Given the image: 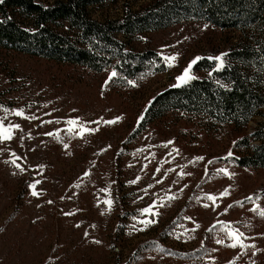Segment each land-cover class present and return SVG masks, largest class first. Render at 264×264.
<instances>
[{
  "label": "rangeland",
  "instance_id": "1",
  "mask_svg": "<svg viewBox=\"0 0 264 264\" xmlns=\"http://www.w3.org/2000/svg\"><path fill=\"white\" fill-rule=\"evenodd\" d=\"M155 1L100 0L88 11L105 21ZM13 15L34 29L24 12ZM170 19L162 28L118 35L128 50L155 52L135 73L116 59L98 71L0 47V105L37 117L0 109L4 127L20 126L0 141V264H264V216L252 211L264 208V167L240 146L264 118L235 126L172 110L146 119L155 96L176 85L195 58L192 75L211 78L218 62L209 57L226 53L225 66L235 48L264 38L263 27H223L180 11ZM54 29L70 31L67 22ZM203 59L213 68L197 69ZM72 119L98 130L69 131ZM239 157L255 164L242 166ZM147 208L155 214H142ZM231 229L254 247L227 246Z\"/></svg>",
  "mask_w": 264,
  "mask_h": 264
},
{
  "label": "trees",
  "instance_id": "2",
  "mask_svg": "<svg viewBox=\"0 0 264 264\" xmlns=\"http://www.w3.org/2000/svg\"><path fill=\"white\" fill-rule=\"evenodd\" d=\"M99 1L54 0L45 4L36 0H3L0 2V47L82 64L98 71L116 59L122 71L135 73L144 69L150 54L155 52L128 50L127 43L118 35L129 38L165 27L178 11L185 15H204L223 27L241 23L242 30L256 23L263 27L261 34H264V0H157L146 10H128L121 18L105 21L92 18L88 11L90 5ZM14 9L31 17L34 29L20 23L13 15ZM65 22L70 31L54 29V25ZM229 54V63L219 71L214 69L211 78H196L159 92L146 119L154 121L172 110L205 115L235 126H244L257 115L264 118V38L240 45ZM203 67L210 69L213 64L203 59L196 68ZM240 146L252 151L256 164L264 167V119L251 136L240 141ZM238 163L255 164L247 157H239Z\"/></svg>",
  "mask_w": 264,
  "mask_h": 264
},
{
  "label": "snow or ice",
  "instance_id": "3",
  "mask_svg": "<svg viewBox=\"0 0 264 264\" xmlns=\"http://www.w3.org/2000/svg\"><path fill=\"white\" fill-rule=\"evenodd\" d=\"M0 2H3V0H0ZM226 55L227 54L225 53V54H221L220 56L209 57L208 59H212V60H215V61L218 62L217 71H219V70H221L224 67V56H226ZM164 59L171 62V61H174L176 59V57H164ZM199 59H201V58L197 57L192 62H190L189 66L187 68H185L184 72L179 77H177L178 83L176 85H174V87H180V86H182L184 84H188L191 80L196 79V77L194 75H192L191 69H192V66ZM169 66H172V64L170 63ZM116 76H117V72L113 71L111 73L110 79L112 77H116ZM129 83H132V82L129 81ZM0 109L4 110L5 112L11 111V112H13V114H15L17 116H20V117H23L24 119H37V117H35V116H32V117L24 116L23 109H20V110H9L7 108H4L2 105H0ZM5 118L6 117H0V141L12 139V128L13 127H15V128H19L20 127L19 125L4 127L3 120ZM118 119H120V118H117V120ZM140 119L142 120L143 117H141ZM48 122L50 123L51 121H48ZM115 122L116 121H105V123H108V124H112V123H115ZM67 123L69 125L73 126L72 128L69 129V131H73L75 128L79 127L78 134L81 135V136H83L84 134H86L88 132H93V131H97L98 130V129H89V128H86V127L80 125V122L77 119L69 120V121H67ZM96 123H99V121H97ZM49 135H52V133H49ZM167 143L171 144V143H173V141H168ZM164 146L167 147V144H165ZM174 151L178 152L179 150L178 149H174ZM13 155H15V154L13 153ZM170 155H171V153H170ZM232 155L233 154L230 151L228 153V157H231ZM196 159L197 160H201L203 158L202 157H197ZM225 159H227V157H225ZM13 163H15V161H13ZM209 163H212V161H209ZM17 167H19V165H17ZM157 171L159 172V169H157ZM170 171H172V170L170 169ZM219 171L224 173L225 175H228L230 178L233 175L232 173H229L227 171V169H220ZM183 174L184 173H180V175H183ZM85 175H88V173H86ZM137 179H139V178H137ZM157 182L160 183L161 181H157ZM37 183H39V181H37ZM130 183H136V181H131ZM30 187L33 189L32 195H39V193H37L35 191V187H36L35 184L30 185ZM102 191H107V190L103 189ZM227 194H228L227 191L222 193V195H227ZM172 198H174V197H169V199H172ZM206 198L209 199V200H212L213 202H215V200L217 199V197H215L213 195H207ZM260 198H261L260 196L256 197V199H260ZM246 199L248 201H250V202H255L253 200V197H251V196L247 197ZM104 203L108 204L109 207H110L112 201L111 200H107V201H104ZM237 203H240L242 205L243 202H237ZM229 207H231V205ZM252 211L257 212L261 216H264V208H262L260 205H257L255 208H253ZM145 213L155 214V213H152V209L151 208L143 209L142 210V214H145ZM142 223H151V221H142ZM227 235H228V238L233 241L232 244L227 245L229 247H233V248H235V247H241V248L254 247V245L249 246V245H245L243 243V240H242L243 233H240L238 229L229 230L227 232ZM217 243L218 244H222L223 241L222 240H217Z\"/></svg>",
  "mask_w": 264,
  "mask_h": 264
}]
</instances>
